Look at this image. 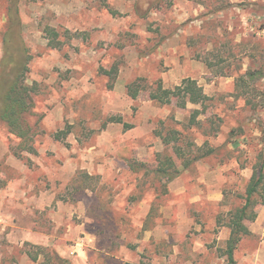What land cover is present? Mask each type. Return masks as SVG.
Returning a JSON list of instances; mask_svg holds the SVG:
<instances>
[{"label":"rangeland","instance_id":"374dc122","mask_svg":"<svg viewBox=\"0 0 264 264\" xmlns=\"http://www.w3.org/2000/svg\"><path fill=\"white\" fill-rule=\"evenodd\" d=\"M12 13L37 85L22 114L35 150L0 118V264H228L229 211L264 171V0H0V111ZM187 77L203 104L149 98ZM135 80L147 89L132 98ZM177 144L213 152L160 180L157 153ZM253 212L238 254L264 260V204Z\"/></svg>","mask_w":264,"mask_h":264},{"label":"trees","instance_id":"16d2710c","mask_svg":"<svg viewBox=\"0 0 264 264\" xmlns=\"http://www.w3.org/2000/svg\"><path fill=\"white\" fill-rule=\"evenodd\" d=\"M10 20H12L11 29L6 33L4 41V54L2 60V67L6 64L10 65L9 82L4 88L1 95V111L0 118L6 122L10 132L16 137L20 138L18 143L19 151L34 152L33 141L31 137L30 125L22 119V114L26 112L32 104V93L37 91L35 83L28 84L25 82L24 73L27 70V55L25 49L16 43V37L19 33L18 19L12 13ZM17 24V26H16ZM46 37L49 39L48 44L52 47H58L60 40L57 39L58 31L52 27H46ZM118 68L113 65L110 69L104 70L110 79L116 78ZM243 77H241L242 79ZM112 86V84H111ZM147 89L146 85L135 80L126 85V91L129 96L136 98L142 91ZM2 90V89H1ZM149 98L159 103H170L172 99L176 100L179 107L184 108L188 102L195 104H203L207 95L203 88L197 83L195 79L184 78L173 88L164 87L160 80L156 81L153 86H149ZM200 114L199 109H194L190 116V121H196L197 115ZM120 115H112L107 117L106 122H121ZM124 126H129L124 123ZM169 135L163 136V142L169 145L174 132L171 131ZM59 136V133H56ZM176 136V135H175ZM176 138H178L176 136ZM177 140V139H174ZM172 146V145H171ZM213 149L205 147V145H194L190 147L189 151L185 152L183 148L177 144L172 146V153L160 152L157 153V164L152 172L159 177V179H166L170 181L177 177L182 170L190 167L195 161L210 155ZM263 165L259 169H254L249 182L246 186V195L243 205L236 207L229 211L228 227L229 236L225 241V246L221 249V256L225 257L228 264H235L234 250L236 249L240 240L250 235L252 232L245 223V220H253L255 213L253 208L256 204H264V171ZM33 260H36V255L30 253Z\"/></svg>","mask_w":264,"mask_h":264},{"label":"crops","instance_id":"0c3cea01","mask_svg":"<svg viewBox=\"0 0 264 264\" xmlns=\"http://www.w3.org/2000/svg\"><path fill=\"white\" fill-rule=\"evenodd\" d=\"M241 241H242V239L240 240V242L238 243L236 249L234 250V260H235V264H243V263H246V262H249L250 264H256L258 261H259L260 264H264V260L263 259H260L259 256H258L254 260L252 258L253 254L247 253V251H245L242 254H238V248H239V246L241 244ZM262 243H264V242L262 241ZM261 248L264 249V245L262 246L261 244H259V247L257 249V252H259ZM195 250L197 252V247L195 248ZM199 252H201V250ZM257 255L258 254H256V256Z\"/></svg>","mask_w":264,"mask_h":264}]
</instances>
